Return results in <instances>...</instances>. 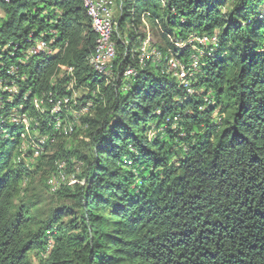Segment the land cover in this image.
Returning <instances> with one entry per match:
<instances>
[{
    "label": "trees",
    "instance_id": "1",
    "mask_svg": "<svg viewBox=\"0 0 264 264\" xmlns=\"http://www.w3.org/2000/svg\"><path fill=\"white\" fill-rule=\"evenodd\" d=\"M115 4L108 77L82 0H0V264H264V0Z\"/></svg>",
    "mask_w": 264,
    "mask_h": 264
},
{
    "label": "built area",
    "instance_id": "2",
    "mask_svg": "<svg viewBox=\"0 0 264 264\" xmlns=\"http://www.w3.org/2000/svg\"><path fill=\"white\" fill-rule=\"evenodd\" d=\"M9 1V0H8ZM91 16L93 20V32L96 34L95 45L93 49V60L96 70H101L108 73L113 72V61L115 58V47L112 39H107V32L114 31V10L116 8L115 0H88ZM208 42L207 38H199V44ZM191 43V39H190ZM58 50V49H57ZM48 44L44 40L38 41V47H28L24 52L23 61H27L30 57L36 55V52H50ZM151 54H154L152 52ZM197 65L192 61V66ZM175 69H181L180 64H176V68H173L170 72L175 73ZM131 69L125 72V76L132 75ZM16 72V68L10 66L8 73L13 76ZM188 73V70L182 69V74ZM182 77V76H176ZM2 91L8 89H17L15 82L12 80L10 85L5 82L0 85ZM52 104L49 103V109H55ZM89 107H85L84 110ZM84 110H79L84 112ZM18 119H10L11 122ZM34 157V155H33Z\"/></svg>",
    "mask_w": 264,
    "mask_h": 264
},
{
    "label": "bare ground",
    "instance_id": "3",
    "mask_svg": "<svg viewBox=\"0 0 264 264\" xmlns=\"http://www.w3.org/2000/svg\"><path fill=\"white\" fill-rule=\"evenodd\" d=\"M82 3H83V6H84V8L86 9V13H87V15H88V17H89V19H90V22H91V27H92V30H93V20H92V16H91V9H90V5H89V2H88V0H82ZM112 31H110V32H107V39H111L112 37ZM141 43V50H143L144 51V49L147 47V44L149 43V39L147 38L146 40H144V41H142V42H140ZM35 47H38V45H36ZM40 53H46V54H50L51 52H36V55H38V54H40ZM154 55V59L155 60H158V58H159V54L158 53H154L153 54ZM89 65L94 69V71L95 72H97V73H100V74H102L103 76H108V77H110V76H113L112 75V73H106V72H104V71H101V70H96L95 69V66H94V60H93V54L91 55V57L89 58ZM173 68H176V63L175 62H171V64H169V66H168V70L169 71H171ZM134 72V71H133ZM179 76H182V77H180V78H183L184 77V74H180ZM0 85H2L1 83H0ZM7 92H9V93H11L12 95L15 93V91H16V89H8V90H6ZM84 110V109H83ZM57 111V108H55V109H53L52 110V112H56ZM87 111V108L84 110V112H86ZM84 112H82V111H80L79 113H84ZM62 118V117H61ZM12 119H18V118H16V117H12ZM75 120H77V116H76V118H75ZM19 121V119L18 120H15V121H13L14 123H17ZM27 119H23L22 120V122H24V123H26V125H28L27 124ZM63 122L62 121H60L59 120V118L56 120V125H55V129L57 130V131H59L60 129H61V125H63L62 124ZM73 123L74 122H72V123H70V124H68V125H64L63 127L66 129V132H68V133H72L73 132V130H74V125H73ZM64 129V130H65ZM61 165L62 164H60V167H61ZM64 179V178H63Z\"/></svg>",
    "mask_w": 264,
    "mask_h": 264
},
{
    "label": "rangeland",
    "instance_id": "4",
    "mask_svg": "<svg viewBox=\"0 0 264 264\" xmlns=\"http://www.w3.org/2000/svg\"><path fill=\"white\" fill-rule=\"evenodd\" d=\"M118 13L119 12H118V9L116 7L114 10V17H117ZM148 34L150 35L152 43H156L157 39L151 33H148ZM147 38L150 40L149 36ZM81 94H82V92L78 91L77 94H75V95H76V97H79V96H81ZM79 165L80 164H75L73 167H69L70 169L69 170L67 169L65 174H62V177H60L59 179H57L55 181H54V179H52L49 183L51 185H53L54 187H58V185H59L58 183H60V182L65 183V184H70V185L73 184L75 182V180H74L75 175L79 170ZM73 170H74V172H73ZM42 257H44V256L42 255ZM30 259L33 261V263H35V264L37 263V257L34 254H30Z\"/></svg>",
    "mask_w": 264,
    "mask_h": 264
}]
</instances>
